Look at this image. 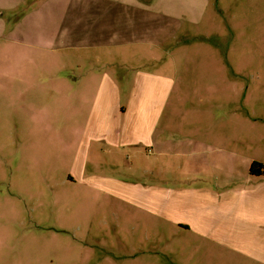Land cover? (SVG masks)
Returning <instances> with one entry per match:
<instances>
[{
    "label": "rangeland",
    "instance_id": "obj_1",
    "mask_svg": "<svg viewBox=\"0 0 264 264\" xmlns=\"http://www.w3.org/2000/svg\"><path fill=\"white\" fill-rule=\"evenodd\" d=\"M151 3L161 38L114 52L175 75L179 102L162 111L160 147L108 153L62 82L76 74L72 50L16 40L25 9L0 17V264H258L177 223L154 191L184 209L189 164H264V0Z\"/></svg>",
    "mask_w": 264,
    "mask_h": 264
},
{
    "label": "crops",
    "instance_id": "obj_2",
    "mask_svg": "<svg viewBox=\"0 0 264 264\" xmlns=\"http://www.w3.org/2000/svg\"><path fill=\"white\" fill-rule=\"evenodd\" d=\"M147 3L0 0L1 18L8 11L27 10L13 13L16 40L25 45L32 42L31 46L43 41L51 52L72 50L66 60L70 65H66L74 67L76 74L66 76L62 82L74 90L78 112L81 106H87L85 118L78 114L76 119L83 121L82 130L93 137L98 148L104 147L105 153L115 146L160 147L162 137L169 134L162 111L179 102L175 75L164 73L163 67L155 70L137 66V61L130 60L136 52H114L116 48L138 47L161 38L162 14ZM33 14L38 16L36 23ZM25 57L28 59L29 54ZM145 62L158 63L159 59L152 56ZM123 63L128 64L126 68L115 71ZM251 165L189 164L188 183H193L188 184L184 209L178 207L184 200L181 195H164L155 189L154 196H170L169 200L174 201V214L170 215L204 241H229V248L264 264V176L251 175Z\"/></svg>",
    "mask_w": 264,
    "mask_h": 264
},
{
    "label": "trees",
    "instance_id": "obj_3",
    "mask_svg": "<svg viewBox=\"0 0 264 264\" xmlns=\"http://www.w3.org/2000/svg\"><path fill=\"white\" fill-rule=\"evenodd\" d=\"M250 173L254 176H264V165L259 162H253L250 167Z\"/></svg>",
    "mask_w": 264,
    "mask_h": 264
}]
</instances>
